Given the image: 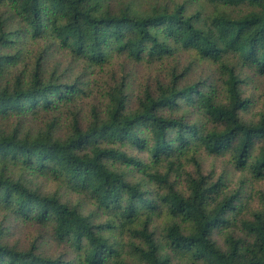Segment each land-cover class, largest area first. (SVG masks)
Returning <instances> with one entry per match:
<instances>
[{"label": "trees", "instance_id": "16d2710c", "mask_svg": "<svg viewBox=\"0 0 264 264\" xmlns=\"http://www.w3.org/2000/svg\"><path fill=\"white\" fill-rule=\"evenodd\" d=\"M236 172L264 180V0H0V264H264Z\"/></svg>", "mask_w": 264, "mask_h": 264}, {"label": "rangeland", "instance_id": "374dc122", "mask_svg": "<svg viewBox=\"0 0 264 264\" xmlns=\"http://www.w3.org/2000/svg\"><path fill=\"white\" fill-rule=\"evenodd\" d=\"M57 58V57H56ZM184 60V58H182ZM65 66V63L61 65V68ZM146 70L141 66L139 69H136L135 80L142 78L145 74ZM209 72V67L205 64H199V66L194 70L191 74L190 79H195L201 74H205ZM254 83L251 84V88L255 86H259V81L257 77H254ZM225 158H207L204 162L205 167H214L217 172L222 171L224 168H227L225 165ZM234 178L232 182L229 184L230 189H237L240 186L245 190H247V194L244 198V201L240 204L241 214H249L250 210L258 205V199L252 195L251 190H258L264 188V180L259 181H250L240 182V173L236 172L233 174ZM37 182L45 192H51L57 190V183L53 179L47 178H37ZM75 199V196H72ZM159 221L161 224L164 222L163 218H160ZM8 227V233L6 235L7 240L11 244H16L19 246H29L33 241H39V243L43 244L44 248L47 252L59 254L65 250L64 247L57 245L50 236V230L46 227H40L35 223L30 222H21L19 220L11 219L9 222H6ZM172 264H184V260H179L176 258Z\"/></svg>", "mask_w": 264, "mask_h": 264}]
</instances>
